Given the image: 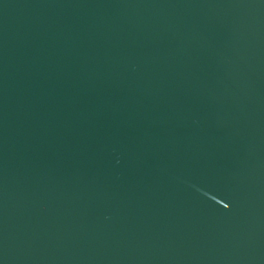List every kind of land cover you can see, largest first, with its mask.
<instances>
[{"label":"water","instance_id":"water-1","mask_svg":"<svg viewBox=\"0 0 264 264\" xmlns=\"http://www.w3.org/2000/svg\"><path fill=\"white\" fill-rule=\"evenodd\" d=\"M0 264H264V0H0Z\"/></svg>","mask_w":264,"mask_h":264}]
</instances>
